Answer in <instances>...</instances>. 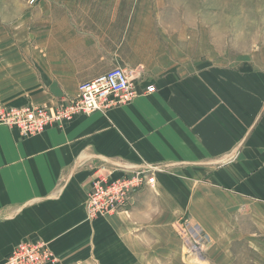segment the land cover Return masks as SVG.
I'll return each mask as SVG.
<instances>
[{"label":"crops","instance_id":"crops-1","mask_svg":"<svg viewBox=\"0 0 264 264\" xmlns=\"http://www.w3.org/2000/svg\"><path fill=\"white\" fill-rule=\"evenodd\" d=\"M28 2L19 30L0 29V104L52 106L117 66L157 91L35 136L0 124V264L25 239L56 264H189L171 227L182 211L205 230V264H264V65L182 58L150 37L143 0ZM136 170L157 186L92 221L93 184Z\"/></svg>","mask_w":264,"mask_h":264},{"label":"rangeland","instance_id":"rangeland-1","mask_svg":"<svg viewBox=\"0 0 264 264\" xmlns=\"http://www.w3.org/2000/svg\"><path fill=\"white\" fill-rule=\"evenodd\" d=\"M28 1L30 5L36 2V0H0L1 30H7L9 33L19 30L15 27L20 23L21 13L26 9ZM147 2L148 0L140 2V9L157 14L155 20L149 21L151 27L156 30L155 35L150 37L156 38V42L162 45L163 43L167 45L168 41L175 42V45L181 49L179 54L182 58L200 60L207 64L237 65L252 61L264 65V0H150V3ZM161 25L175 26V30L167 35L164 33L161 35L157 32V28ZM29 105L37 104L1 107L16 110ZM150 176L146 178V185L157 186V179ZM110 182L113 181L108 183ZM89 200L90 197L87 196V201ZM119 212H111L105 216L95 214L97 217L90 213L89 217L94 221ZM171 227L174 236L178 242L180 241L179 246L184 256L188 258L189 264H205L209 263V259L214 258L208 252L209 240L204 228L194 220L189 211L177 212ZM250 260L240 258V264H248Z\"/></svg>","mask_w":264,"mask_h":264},{"label":"built area","instance_id":"built-area-1","mask_svg":"<svg viewBox=\"0 0 264 264\" xmlns=\"http://www.w3.org/2000/svg\"><path fill=\"white\" fill-rule=\"evenodd\" d=\"M136 77L132 70L117 66L92 80L81 82L77 96H67L58 104L29 105L16 110L1 105L0 124L18 130L22 137L35 136L51 126L63 127L77 116L108 112L133 102L143 94L157 91L155 84H148L143 92L139 91ZM149 175L151 174L146 171L136 170L104 185L95 182L88 192L89 214L105 216L124 210L133 194L146 186ZM58 261L47 243L38 239H25L9 254L6 264H56Z\"/></svg>","mask_w":264,"mask_h":264}]
</instances>
